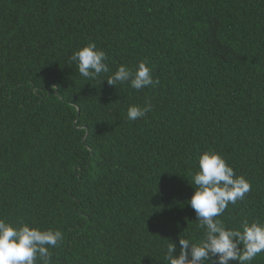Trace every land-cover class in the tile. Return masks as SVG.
<instances>
[{"label": "trees", "instance_id": "trees-1", "mask_svg": "<svg viewBox=\"0 0 264 264\" xmlns=\"http://www.w3.org/2000/svg\"><path fill=\"white\" fill-rule=\"evenodd\" d=\"M90 41L159 83L86 81L70 56ZM207 149L252 186L218 218L264 221V0H0V218L61 230L51 264H168L198 242Z\"/></svg>", "mask_w": 264, "mask_h": 264}, {"label": "clouds", "instance_id": "clouds-1", "mask_svg": "<svg viewBox=\"0 0 264 264\" xmlns=\"http://www.w3.org/2000/svg\"><path fill=\"white\" fill-rule=\"evenodd\" d=\"M107 59L105 50L94 41L74 50L70 56L86 81L103 76L101 82L106 79L113 86L127 83L136 91L159 83L147 61H140L135 69L121 64L113 71ZM151 110L150 103L129 105L127 119L135 121ZM191 184L195 191L188 203L196 213L202 238L193 242L180 237L178 255L174 254L177 244L168 243L164 256L168 264H231L232 261L251 264L258 254L264 253V221L246 220L239 227H229L218 218L230 204L235 205L251 191L249 179L238 175L219 152L207 149L198 157V169L192 174ZM63 239L59 229H42L27 222L12 223L0 218V264H51L50 249Z\"/></svg>", "mask_w": 264, "mask_h": 264}]
</instances>
